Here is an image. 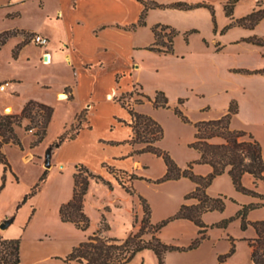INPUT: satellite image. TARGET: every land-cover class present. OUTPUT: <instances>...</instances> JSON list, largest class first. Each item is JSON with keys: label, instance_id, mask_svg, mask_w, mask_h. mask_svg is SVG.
<instances>
[{"label": "rangeland", "instance_id": "obj_1", "mask_svg": "<svg viewBox=\"0 0 264 264\" xmlns=\"http://www.w3.org/2000/svg\"><path fill=\"white\" fill-rule=\"evenodd\" d=\"M154 1L165 6L148 9L146 24L136 27L138 29L144 26L137 34L138 43L149 42L153 27L157 24L170 26L179 33L174 37L172 53L142 50L136 63L140 65V69L134 78L135 82L152 92L147 94L152 99L158 91H163L168 99V106L157 107L152 100L140 96L141 89L138 85L131 88L134 90L132 96L124 94L122 99L127 103L139 98L143 102L138 103L151 102L146 104L147 110L155 112V116H150L164 130L163 138L156 145L169 152L182 168L194 162L193 171L196 174H208L210 166L196 162L200 159L199 151L190 145L195 140V124L201 120L221 117L228 112L232 101L237 103L238 113L233 116L231 125L253 134L261 143L264 155V75L242 71L264 67V46L244 40L251 36L264 37V18L253 27L237 23L238 19L254 10L264 9L262 4L237 3L232 15H228L225 10L228 0ZM176 2L188 5L204 3L209 6L184 9L168 7ZM30 34L24 33L23 39L32 46H28L19 56H14L13 40L0 48V84L7 85V90H0V106L8 102L18 105L20 100L31 96L51 102L55 110L47 135L41 143L32 146L36 136L32 131L25 130L27 121H24L23 126L16 130L20 144H6L3 149L10 168H5L1 176L0 208L7 211V214L17 216L9 228H0V235L7 239H21V264H86L68 261L66 258L76 246L95 232L101 235L102 232H107L108 237L118 239H126L137 232L140 229H136L137 225L141 226L145 214L140 197L149 204L151 223L158 224L179 211L185 202V196L195 190V182L189 177L159 182L167 172L165 160L161 156L145 152L139 154V158L134 157V161L141 162L139 170L129 172L116 168L113 173L110 172L122 187L121 182L124 181L126 186L134 189L131 194L123 187L129 197L128 201H122L124 207L111 202L112 195L106 196L100 191L96 193L100 189V185L97 186L99 183L96 184L98 188L88 192L89 184L85 197L90 212L86 213L90 219L89 227L83 230L72 222L63 221L58 204L72 195V170H76L78 164L74 161L86 154L67 144L52 154L50 164L53 165L46 166V150L71 126L80 103L62 100L67 97L64 94L59 98L62 101H56L55 91L61 83L71 80V73L62 61L42 63V51L35 48L38 45L32 42ZM17 80L21 83L15 94L13 88ZM120 96V92L115 94L113 101L116 102ZM100 105L93 118V125L98 134L104 137L114 121L115 113H111L112 107L109 104ZM176 108L184 113L187 120L176 113ZM118 112H121L120 107L117 108L116 113ZM5 113L11 111L7 108ZM133 147L142 148L143 144ZM29 151H32V157L30 155L27 160L23 156ZM61 163L63 166L59 167ZM44 173L45 179L39 190L24 201ZM133 174L137 177L130 179ZM242 184L256 192L259 187H264V181H255L249 174L243 176ZM105 187L112 188L110 183ZM114 189L116 192L123 191L118 185ZM208 194L222 197L225 208L207 211L202 215L206 225L204 232L201 233V228L193 221L182 218L170 220L161 227L158 236L166 244L175 247L165 253V264H218L219 256L229 253L233 246L235 251L226 258L225 264H252V252L247 238L251 232L244 234L246 229L242 228V217H238L237 213L242 208H239L241 198L253 195L237 190L228 172L214 178L208 187ZM99 207L102 209L99 210ZM103 221L108 225L106 230ZM202 235L204 237L199 244L189 248ZM144 237L150 238L151 234L146 233ZM127 264L159 262L153 250L145 249L137 252Z\"/></svg>", "mask_w": 264, "mask_h": 264}, {"label": "trees", "instance_id": "obj_2", "mask_svg": "<svg viewBox=\"0 0 264 264\" xmlns=\"http://www.w3.org/2000/svg\"><path fill=\"white\" fill-rule=\"evenodd\" d=\"M239 1L240 0H228L225 5V10L228 15H232L234 6ZM144 5L145 7L138 22L127 26V29H136L137 26L145 25L149 8L165 6L154 0L152 3L149 1L144 2ZM200 6L208 7L209 5L204 3L188 5L186 3L176 2L168 7L184 9ZM263 18L264 9H258L238 19L237 23L246 27H253ZM18 33V30L0 33V48L6 44L10 37ZM153 33L155 40L147 49L166 54L174 51L173 40L179 33L178 31L170 26L157 24L153 27ZM164 37H167V39L165 40ZM244 40L264 46V37L251 36ZM19 48L20 46L16 47L14 50V56H17ZM242 71L256 72L264 75V67L257 70L242 69ZM133 94L134 91L128 93L130 96ZM142 96L152 100L153 104L157 107L168 106V99L163 91H158L154 99L144 94H142ZM118 101L128 110L131 116V121L125 122L132 128L133 135L126 142L132 146L143 144L142 148L133 149L129 153V156L139 155L145 152H151L157 156H161L165 160L167 172L158 181L161 182L181 177H189L196 183V188L193 192L188 193L185 199H195L196 202L192 204L183 203L179 211L173 217L161 223L153 224L150 221L149 204L143 197H140L144 204L145 214L140 229L137 232L126 239L104 237L100 233L95 232L76 246L67 256L66 260L78 261L80 263L85 262L86 264H127L137 252L151 249L157 254L159 264H165V253L175 247L166 244L158 236L161 227L166 225L170 220L182 218L193 221L201 228V233L204 232L206 225L202 220V215L207 211L224 210L225 208V200L222 197H212L207 192L214 178L225 172L229 173L237 190L252 194L264 200V195L252 189H248L242 184V178L247 173L251 174L255 181H264V157L262 145L253 134L245 130L231 127L232 118L238 113V106L235 101L231 102L228 112L221 117L201 120L195 124V140L190 145L200 152V159L196 162L206 163L212 166L213 169L208 175L196 174L193 171L194 162L188 163L186 168L178 166L169 152L156 145V142L161 140L164 136V130L161 124L152 116L137 112L132 103H127L122 99V95L118 98ZM136 102H143V99H136ZM180 102H182V100ZM175 111L184 120H187V117L179 108H176ZM53 114L54 108L51 105L34 99L28 100L19 113L0 112V162L4 163L6 169L10 168V164L2 148L6 144H20V138L16 131L17 127L23 126V122L27 121V124L24 126L25 130H33L36 136L32 146L38 145L47 135ZM87 115V108H83L76 114L71 126L58 136L47 148L46 163H50L52 154L63 142L75 139L81 130L87 126ZM88 128H90V125H88ZM217 137L222 138L223 142H214L213 139ZM111 144L119 143L111 142ZM104 166L111 173L116 170L115 167L106 163H104ZM45 175L46 173L41 177L40 182L33 187L32 191L25 196L24 201L39 190L41 182L45 179ZM136 177L137 175L133 174L130 176V179ZM91 179L105 182V179L101 175L91 172L83 164H77L74 173L73 195L69 201L61 205L59 211L63 221L72 222L83 230L87 229L90 225V219L85 212L84 203ZM121 184L128 192L131 194L134 193V189L131 186H126L124 181H122ZM260 206H264V202L246 204L237 213L238 217H242V228L246 229L249 224H252L258 234L256 238L248 239L252 247V264H264V220L254 222L247 220L249 211ZM102 223L105 224L106 230L108 228L107 223L104 221ZM146 233H150L151 237L145 238L144 235ZM203 237L204 235L194 240L189 248L197 246L200 239ZM234 251L235 247L233 246L229 253L220 255L218 264H225L226 258ZM0 264H21L20 238L7 239L0 235Z\"/></svg>", "mask_w": 264, "mask_h": 264}, {"label": "crops", "instance_id": "obj_3", "mask_svg": "<svg viewBox=\"0 0 264 264\" xmlns=\"http://www.w3.org/2000/svg\"><path fill=\"white\" fill-rule=\"evenodd\" d=\"M147 1L0 0V33L10 30L19 31L17 35L10 37L6 42L13 40V50L20 46L17 55H21L28 46H32L24 42V33H41L49 38V42L46 45L35 47L42 51V63L49 64V62L53 63L54 60L62 61L71 73V80L61 83L57 90L59 88L62 89L55 91L56 101L73 100L79 102L80 108L76 114L83 108H87L88 123L75 139L63 142L60 147L63 148L68 144L71 148L81 150L83 154H86L81 159L75 160L74 163L83 164L91 172L99 174L105 179V182L91 179L88 192H93L94 188H98L96 184L99 183L97 186L100 185V189L98 188L96 193L100 191L106 196L112 195L111 202L117 203V206L121 207H124L122 201H128L129 197H127L125 189L118 183L113 174L104 167V163L129 172H135L141 168V162L137 163L134 161V157L139 158L141 155L129 156L134 147L126 142L133 135L132 128L126 123L131 121V116L118 100L116 102L113 101V96L118 94V92L123 95L134 91L131 89L134 85L140 87V96L152 93L144 89L143 85L135 82L134 77L135 73L140 69V65L136 63L141 57V51H148L147 47L155 40L154 33H152V38L149 42L141 44L137 41V34L144 26L138 29H127V26L140 19L144 2ZM189 1L191 2V0ZM193 1L195 2L196 0ZM238 3H249L250 5L261 3L264 8V0H240ZM19 83L21 81L17 80L13 88L15 94L19 91ZM69 87L70 90H68ZM61 94H65L67 97H63L60 100ZM30 99L43 102L54 108L51 102L29 96L20 100L18 105L8 102L4 106H0V112H5L8 108V111L19 113ZM101 103L109 104L112 107L111 113H115L113 115L114 121L110 124L109 131L104 137L98 134L93 125V118L97 115ZM150 103V101L138 103L136 99L132 101L133 107L137 112L155 116L154 111L147 110L146 104ZM118 107H120L121 112L116 113ZM88 125H90V128H88ZM231 127L234 128L232 125ZM213 141L223 142V139L217 137ZM111 142L119 144H111ZM4 148L5 145L2 150ZM30 155L32 157V151H29L23 157L28 160ZM51 165L53 164L51 163ZM60 166L62 167L63 164H59ZM209 166L211 172L213 168L211 165ZM75 171L74 168L72 170L73 189ZM4 172V164L0 162V183ZM107 182L112 186L111 189L105 187ZM116 185L123 191L116 192L114 189ZM195 188L196 183H194ZM257 191L264 195V187H259ZM72 195L59 202V211L62 203L69 201ZM195 202V199H185L184 203L192 204ZM258 202L263 203L264 200L256 196L244 195L241 198L239 208L246 204ZM84 208L86 213H90L87 198H85ZM101 209L99 207V210ZM125 209L130 213L126 205ZM7 213V211L0 208V228L5 220H11L10 225L7 227L9 228L17 216ZM247 220L251 222L264 220V206L250 210ZM99 227L100 224L96 231ZM137 227L136 229H139L140 225L138 224ZM249 232L251 234L247 236L248 239L258 236L252 224H249L244 234ZM102 235L104 237L109 236L107 232H102ZM250 249L252 252L251 246Z\"/></svg>", "mask_w": 264, "mask_h": 264}, {"label": "built area", "instance_id": "obj_4", "mask_svg": "<svg viewBox=\"0 0 264 264\" xmlns=\"http://www.w3.org/2000/svg\"><path fill=\"white\" fill-rule=\"evenodd\" d=\"M32 42L39 46H44L49 42V38L41 33H31L30 34ZM46 61V60H44ZM7 85L5 83L0 84V90L6 89ZM33 132V130H31Z\"/></svg>", "mask_w": 264, "mask_h": 264}, {"label": "water", "instance_id": "obj_5", "mask_svg": "<svg viewBox=\"0 0 264 264\" xmlns=\"http://www.w3.org/2000/svg\"><path fill=\"white\" fill-rule=\"evenodd\" d=\"M46 166H50L51 164L50 163H46L45 164ZM11 223V220H5L2 224H1V228L2 229H5L7 228Z\"/></svg>", "mask_w": 264, "mask_h": 264}, {"label": "bare ground", "instance_id": "obj_6", "mask_svg": "<svg viewBox=\"0 0 264 264\" xmlns=\"http://www.w3.org/2000/svg\"><path fill=\"white\" fill-rule=\"evenodd\" d=\"M65 95V94H64Z\"/></svg>", "mask_w": 264, "mask_h": 264}]
</instances>
